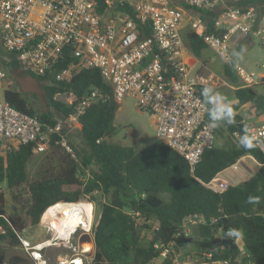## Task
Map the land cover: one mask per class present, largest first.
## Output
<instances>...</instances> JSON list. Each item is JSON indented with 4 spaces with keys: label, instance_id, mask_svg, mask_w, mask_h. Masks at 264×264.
I'll use <instances>...</instances> for the list:
<instances>
[{
    "label": "built area",
    "instance_id": "2783aa9c",
    "mask_svg": "<svg viewBox=\"0 0 264 264\" xmlns=\"http://www.w3.org/2000/svg\"><path fill=\"white\" fill-rule=\"evenodd\" d=\"M183 1L188 7L175 0H0V43L5 52L12 54L0 61V88L8 89L7 75L1 68L4 60L10 63L15 59L24 71L44 76L70 56L73 60L56 75L63 82L71 81L81 70L98 68L112 85L115 99L120 102L126 95L134 97L137 106L151 115L158 140L182 155L194 173L204 152L217 140L216 129L208 127L201 89L229 86V82L196 67L185 33H196L225 63H231L230 54L237 35L258 38L264 46V11L252 4L244 5V0ZM202 12L217 14L214 32H209V23ZM147 29L150 35L146 34ZM237 73L245 86L257 84L255 72L240 66ZM261 77L264 79V75ZM55 97L75 105V112L67 118L56 113L52 119H43L39 114L29 115L18 110L5 98L0 99V141L7 142L9 150L32 143L36 153L46 151L55 143L74 155L69 132L78 128L79 117L87 107L106 100L108 95L92 88L82 96L65 90ZM247 127L264 153V123ZM239 135V132L233 135L236 142ZM247 155L208 181L196 179L208 189L223 193L235 185L226 170L238 171ZM90 176L91 168L79 174L84 183ZM129 212L137 225H149V231L159 229L157 219L135 209ZM206 222L203 214L186 216L177 237L189 236L194 226ZM43 226L50 231V237L42 241L33 242L18 235L22 255L31 264L92 262L94 221L90 230L78 223L65 236L56 234L49 222L43 221ZM3 232L0 225V234ZM85 232L91 235V250L84 248L87 241H80ZM155 246L161 249L160 258L171 253L178 262L174 243ZM51 247L73 252H58L53 259L49 254ZM204 257L213 263L231 264L229 260H210L211 251L205 252Z\"/></svg>",
    "mask_w": 264,
    "mask_h": 264
},
{
    "label": "trees",
    "instance_id": "16d2710c",
    "mask_svg": "<svg viewBox=\"0 0 264 264\" xmlns=\"http://www.w3.org/2000/svg\"><path fill=\"white\" fill-rule=\"evenodd\" d=\"M175 2L188 7L183 0ZM242 3L264 11V0H244ZM202 16L209 23V32H214L217 14L202 12ZM146 34L150 35L149 29ZM185 40L197 57L208 48L202 37L194 32L187 31ZM241 47L239 44L238 49ZM72 60L67 57L44 76L33 75L48 81L44 87L45 110H38L22 92L10 87L5 90L4 98L12 106L29 115L39 114L43 119H52L56 113L67 118L75 112V105L65 104L55 97L58 92L72 90L82 96L92 88H99L108 98L92 103L80 115L77 129L82 146H76L70 135L74 155L61 145L51 143L50 148L65 150V163L56 173L30 182L28 189L22 190L21 186L28 179L27 165L35 155L34 145L22 144L0 156V185L5 182L8 188L16 190V199L24 198L25 191L29 217L27 221L20 214H8L5 194L0 192V225L4 229L0 242L19 245L18 235H23L29 225H38L50 206L64 202L91 203L87 201L95 200L92 194L99 191L107 201L98 207L99 214L93 227L95 254L90 264H149L160 257L161 249L155 246L158 243L163 247L174 243L177 253L181 249L188 253L192 248L204 256L205 252L211 251L212 261L264 264V153L258 147L241 149L233 138L235 132L242 134L244 126H248L239 113L245 104L253 103L257 115L264 113V94L256 89V85L243 87L237 69L231 63L224 64L225 79L236 87L237 102L232 104L236 123L216 129L217 137L225 132L228 141L222 145L215 143L206 150L193 173L182 155L159 140L140 151L109 141L107 137L115 134L114 121L119 108L113 87L98 68L81 70L69 82L58 81L57 73ZM9 64L19 66L15 59ZM247 154L262 166L248 179L223 193L208 189L196 179L208 181ZM88 168H91V176L84 183L79 174H84ZM161 193H167L169 199L164 200ZM249 196L260 197L261 203L249 205ZM130 209L158 220L159 229L152 231L147 242L142 232L151 227L137 225ZM192 214L205 215L207 222L194 226L189 236L177 237L184 218ZM229 229H239L242 238H226ZM243 251L249 255L239 259ZM4 262L31 264V260L22 254L12 255ZM160 264H177L175 255L170 253Z\"/></svg>",
    "mask_w": 264,
    "mask_h": 264
},
{
    "label": "rangeland",
    "instance_id": "374dc122",
    "mask_svg": "<svg viewBox=\"0 0 264 264\" xmlns=\"http://www.w3.org/2000/svg\"><path fill=\"white\" fill-rule=\"evenodd\" d=\"M238 36L239 41L241 40V43L239 42V44L247 49L245 57L240 63V66L244 67L249 72H255L257 74L255 76L257 81L256 89L260 93L264 94V80L258 75L259 73L264 74V46L258 38L244 37L242 34L237 35V38ZM239 44L235 45L233 50H238ZM5 55L12 57V54L3 50L0 43V56L3 57ZM210 56L212 57L210 67L220 73L225 64V60L221 56H218L214 51L208 50V54H205L202 61L207 63V61L210 59ZM1 68L7 75L6 82L8 88L10 87L11 89L22 92L24 96L29 101H31L38 110L46 109V93L44 87L46 84H48V81L33 76V74L24 71L20 66L10 65L6 60L1 62ZM5 90L6 89L0 88V99H4ZM217 91L227 97L234 96V89L228 87L227 85H222ZM114 125L115 134L109 135L107 137L108 140L122 145L131 146L136 151H140L158 140L156 128L152 122L151 115L148 112L141 110L136 104V99L132 96L126 95L123 100L119 102V108L116 113ZM78 129H73L71 132H69V134L71 135V139L73 140L74 144L78 147H81L82 140L78 134ZM226 141H228L227 134L225 132H221L217 137L216 143L218 145H222ZM8 150L7 142L0 144V156L6 155ZM64 151L65 150L50 148L43 152H35V155L27 165V182L21 186V189H28L30 182L56 173L57 170L62 165H64V161L67 158V154ZM260 167L261 166H258L254 160L247 157L245 159V163L240 165V169L238 171L234 172L229 169L226 170V174L232 178L235 184H238L247 179V176L256 173ZM0 192L5 194V206L7 213L11 215L14 213L20 214L22 218L28 221L29 217L26 213L28 197L25 191H23L24 198L16 199L15 194L17 191L8 188L7 184L4 182L0 185ZM92 195L95 199L93 201L94 204L91 203V209L93 212L92 222L94 221V223H96L99 214L98 207L105 203L107 199L106 196L99 191ZM161 197L166 201L169 199V195L167 193H161ZM23 236L27 237L33 242H38L50 237V231L43 226V221L41 219V222L38 225H29L26 227ZM151 236L152 231L147 230L142 232V237L145 242L150 240ZM84 248L88 250V246L84 245ZM58 252L71 254L73 251L68 248H49V254L53 259ZM0 254L4 257V260H6L12 255L22 254V249L19 245L13 246L8 241H2L0 242Z\"/></svg>",
    "mask_w": 264,
    "mask_h": 264
},
{
    "label": "clouds",
    "instance_id": "9594fccd",
    "mask_svg": "<svg viewBox=\"0 0 264 264\" xmlns=\"http://www.w3.org/2000/svg\"><path fill=\"white\" fill-rule=\"evenodd\" d=\"M246 52L247 49L245 47L231 52L230 62L233 68L238 69L240 67V63L243 61ZM200 94L207 108L208 127L217 129L220 127H228L236 123V112L231 102H229L224 95L210 86H204ZM237 146L244 150H251L258 146V142L255 137L250 134L247 126H244L242 134L239 135ZM247 203L253 206L259 205L261 203V198L258 196H249ZM226 238H235V240H239L242 238V233L239 229H229L226 232Z\"/></svg>",
    "mask_w": 264,
    "mask_h": 264
},
{
    "label": "crops",
    "instance_id": "0c3cea01",
    "mask_svg": "<svg viewBox=\"0 0 264 264\" xmlns=\"http://www.w3.org/2000/svg\"><path fill=\"white\" fill-rule=\"evenodd\" d=\"M239 42H241V40L239 41V37L237 38V41H236V45L239 44ZM208 50H212L211 48H207L203 51V54L201 57H197L196 55H193L191 58L194 60V62L196 63V67L197 68H203V70L208 73V72H213L219 76H221L222 78H225L224 77V66H223V69L222 71L219 73L215 70H213L211 67H210V63L212 62V57L210 56V59L207 61V63H204L202 60L204 59V56L205 54H208ZM213 51V50H212ZM219 56V55H218ZM1 57V56H0ZM5 56L1 57V59H3ZM260 76L264 75V74H261L259 73ZM240 77V76H239ZM263 78V77H261ZM241 80V78H240ZM264 80V79H263ZM240 83L242 84L243 87H245V84L244 82L241 80ZM228 86V85H227ZM228 87H231L232 89H236L235 86H233L232 84L229 83V86ZM221 88V86L219 87H216L214 88L216 91ZM227 100L229 102H231V104H234L237 102V98L235 96V93H234V96H231V97H227ZM239 113L243 116L244 118V121L245 123L248 125V124H255V125H258V124H263L264 123V113L261 114V115H257L255 113V105L251 102L245 104L239 111ZM153 122V121H152ZM249 157L251 158L252 160H254V162H256V164H258V166H260L259 162L252 156V155H247L246 158ZM245 158V159H246ZM251 175L247 176V179L250 177ZM246 180V179H245ZM182 247V245H181ZM187 250L186 249H181V251H179L177 253V264H221V263H213L211 261H209L208 259H206L203 255H199L197 253L196 250H193L191 248V250L187 253L186 252ZM248 255V252L247 251H243L240 256H239V259H242L244 258L245 256ZM164 258H157L155 259L154 261H152L151 263L149 264H160L162 261H163ZM231 264H235V263H231Z\"/></svg>",
    "mask_w": 264,
    "mask_h": 264
},
{
    "label": "bare ground",
    "instance_id": "6f19581e",
    "mask_svg": "<svg viewBox=\"0 0 264 264\" xmlns=\"http://www.w3.org/2000/svg\"><path fill=\"white\" fill-rule=\"evenodd\" d=\"M91 206V203L86 202L56 203L43 213L42 221L49 222L54 232L59 233L60 236L68 235L78 223H82L85 229L90 230L91 223L93 224ZM85 245L88 246V250H91L93 241L88 240Z\"/></svg>",
    "mask_w": 264,
    "mask_h": 264
},
{
    "label": "water",
    "instance_id": "95a60500",
    "mask_svg": "<svg viewBox=\"0 0 264 264\" xmlns=\"http://www.w3.org/2000/svg\"><path fill=\"white\" fill-rule=\"evenodd\" d=\"M91 239V235L88 232H85L81 237H80V241L84 242V241H88ZM4 262V257L1 255L0 256V264H2Z\"/></svg>",
    "mask_w": 264,
    "mask_h": 264
}]
</instances>
